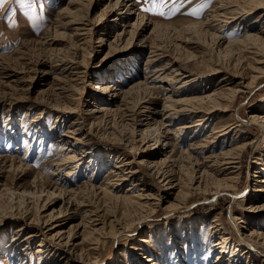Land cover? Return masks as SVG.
Masks as SVG:
<instances>
[{"label":"rangeland","instance_id":"374dc122","mask_svg":"<svg viewBox=\"0 0 264 264\" xmlns=\"http://www.w3.org/2000/svg\"><path fill=\"white\" fill-rule=\"evenodd\" d=\"M236 1L124 0L132 15L122 21L116 15L125 7L109 16L108 0H3L0 264H136L147 259L156 264H215L217 253L209 251L219 235L212 238L208 231L215 217L233 243L253 230L264 234V182H255L264 181V131L258 127L261 123H246L250 116L264 122V63L254 62L256 58L242 47L218 48L214 38L241 40L252 30L238 22L217 26L209 19L221 12L219 6ZM256 16H250L246 25ZM140 23L150 26L142 31ZM79 28L86 30L85 36L76 34L74 29ZM255 47L262 49L259 43ZM261 51L264 54V48ZM152 52L163 58L155 65L145 64ZM56 58L69 60L72 66L63 71V66L54 65ZM164 66L161 78L183 75L187 78L175 80L190 81L187 88L193 94L220 87L239 92L231 103L217 102L219 109L196 138L202 141L212 136V130L238 119L243 122L236 123L238 127L216 147L222 151L258 143L254 159L251 148L237 152L241 164L236 183L218 185L211 176L194 179L196 169L184 152L197 129L178 139L173 133L162 135L167 121L158 112L171 86L149 81L156 76L152 71ZM215 70L221 73L214 74ZM107 83L114 85L117 97L113 103L105 98V104L93 86ZM138 83H148L150 89L138 87L125 94ZM179 120L175 124L195 121ZM159 144L169 146L158 153ZM62 146L73 148L81 160L77 166L59 169L63 172L59 183L52 173L62 159L73 155L69 150L59 152ZM165 156L174 161L163 162ZM121 159L130 160L138 181L128 177L115 182V174L126 169H115ZM167 176L174 185L178 182L170 197L163 179ZM53 181L57 188L51 186ZM113 182L119 189L104 191ZM257 189L263 192L255 194ZM60 190L73 191L76 204L67 203ZM139 195H150V206L137 207L133 201ZM237 218L244 220L239 233L232 227ZM42 247L43 252H37ZM245 257L247 264H255Z\"/></svg>","mask_w":264,"mask_h":264},{"label":"bare ground","instance_id":"6f19581e","mask_svg":"<svg viewBox=\"0 0 264 264\" xmlns=\"http://www.w3.org/2000/svg\"><path fill=\"white\" fill-rule=\"evenodd\" d=\"M101 1H105V0H101ZM108 1H109V7H108L109 16L116 15V12L120 11V9L122 7H125V12H121V14L116 15L117 18H120L123 21L124 19H126L132 15V13H131L132 9L126 8V5L123 4L124 0H115L114 4H112V5H110V3L113 0H108ZM69 4H72V2L70 1ZM226 5H227L226 8H222L221 6H219L218 8L221 12H218V13L214 12L215 14L212 15L209 19L211 21H213L214 23L216 22L217 26L221 25L222 27H225L227 25L238 22V24L246 26V28H248L249 30H252V31L245 34L241 40H227V41L222 42L223 37L214 36V38L217 42V47L220 48L223 45H224L225 49L232 47V46L233 47L234 46L242 47V49L244 48V51L248 50L249 51V52L247 51L248 54H251L254 58H256L254 60V62H256L258 64L264 63V56H263L264 54L261 51L264 48V23H263V20H264V0H238L236 2L226 3L225 6ZM228 5H229V7H228ZM255 13L257 16H256V19L254 20V22H257V24H253L254 23L253 22V23L246 25L249 17ZM122 16H125V17L122 18ZM205 24L206 23H204V25ZM139 25L141 26L140 30L144 31L145 29H147L148 26H150V23H142V24L140 23ZM200 25H203V23H200ZM208 25H210V24H208ZM257 26H262V27L257 28ZM74 31L76 32V34H79L78 36H80V37L86 35V34H82V33L86 32L85 29L79 28L76 30L74 29ZM116 40L121 41L122 38L117 37ZM100 42H101V45L104 44L102 41H100ZM220 42H222V43L220 44ZM258 43L262 46V49L255 47V44H258ZM153 53H155V52L150 53L151 58L145 64L155 65L156 62H158L159 60L161 61V58H163L161 55H155ZM53 63L56 67L57 66L58 67L63 66L62 70L65 71L72 66L73 62H71L69 60H63L62 58H56V59H53ZM68 64L71 66H69ZM64 68H67V69H64ZM166 68L167 67L164 66L160 69L153 70L152 73L154 76L155 75L156 76L153 78V80L149 81L150 83H154L156 81L168 82L169 85L171 86L170 88H168L170 93L165 98V104L163 106L164 108L160 112H158V114L160 116H162L164 120L167 121L166 124H162V131L163 132H161V131L160 132L162 133L164 138H167L169 136V134L173 133V134H176L175 138L178 139V137H177L178 135H183L189 131H192V134H193V132H194L193 130L197 129V131L195 130V134L192 135V138L190 140L191 142H189V144H188V148L184 152L188 155V159L190 160L191 167L196 169L193 172H195L198 175V177H194V179L196 181L197 180L200 181V179H202V177H204V176H211V177H213V179H215V181L218 185L221 183H223V184L225 183L227 186H230L228 184V182L236 183L238 180L239 173H240L239 171H240V164H241L240 157L237 154V152H242L243 150H245L247 148H251V150H252L251 156L254 159L256 157L255 153L258 150L257 148L259 147L258 143H246L245 145H243L241 147H235L233 149L222 150V151H216V147H217V144H219V142L222 139H224L223 137L229 133V131L238 127V124H236V123H243V122L240 119H238V121H236V123H233L227 127H224L222 129H220L219 131L212 130L211 131L212 136H207L202 141L197 142L196 138L198 137L199 132L201 131L202 127H205V125L207 124V122H208L207 120L211 116V114L215 110L219 109L218 107H220V106L217 104V102H219V103L220 102L231 103L234 101L236 94L239 92L233 91V89H231V88L222 89L223 87H220L218 90L216 89L211 93H205L203 95H198L197 93L193 94L187 88L188 86H190L189 85L190 81L185 80L183 82H180V80H175L177 77H180L183 79H186L187 77H184L183 75L175 74L174 78L172 77V78L168 79V76H166V77L164 76L161 78V75H159V72L165 71ZM219 73H221V71H218V70L214 71V74H219ZM230 77H232V76H230ZM232 78L233 79H241L239 75H234ZM176 82H178L179 85L176 86L175 88H172L173 85L176 84ZM222 82H225V79H223ZM239 86L242 87L243 83L239 82ZM138 87H143V89L145 91L150 89L148 87V83H146V84L138 83V84L131 86L129 88V90L125 92V94H129L130 91H132L134 88L138 89ZM165 89H167V88H164L163 91H165ZM93 90H94V93L96 92V93H98V95L102 96L101 100H103V99L105 100V98L112 99L111 102L113 103L117 97V95L114 94L116 89L114 88V85H112L111 83H107L105 85L104 84H95L93 86ZM190 95H196V96H190ZM174 97H178V99L173 100ZM108 102H110V101H108ZM104 103L106 104L107 101ZM108 104H111V103H108ZM189 105H191V106L188 108L187 106H189ZM183 117H194L195 121L191 125H190V123H185V122H180L178 124H175L176 119L179 120V119H182ZM260 119L261 118L256 117V116H250L246 123H252V124L261 123V124H259L260 126L258 125V127H262L263 131H264V122H262ZM174 125H175V127H173ZM147 129H148V127L144 130V132L147 131ZM157 143H160V142H157ZM161 144H159V146L162 148L158 150V153L165 152V149H163V147L167 146V148H168V146H169V144H165V145H161ZM259 145H261V144H259ZM66 150L71 151V153L73 155H68L69 157H67L66 159H62L60 161V163L57 164L58 166H57L56 170L52 173V175L57 176L59 183L63 182V180L61 178V173H63V172L59 169L65 168V166H68V165L77 166L78 162L81 160V159H77L78 156H76V152L73 153V151H75V150H73V148L69 149V147L62 146L61 149L59 150V152L66 151ZM161 150H163V151H161ZM207 151H210V152H208V154L201 160L199 157L202 156L203 154H206ZM172 152H173V150L171 151V153ZM171 153H170V155H171ZM173 161H170L169 156H167V157L165 156V158L163 160V162H167V163L173 162ZM121 162H122L121 165L115 167V169L116 170H120L121 168H126V169L124 172H122V170H120V172H117L119 174H115V177H116L115 182H125V181H127L133 177H135L136 178L135 180L138 181L137 176H136L137 171L134 170L133 167H130L132 165L130 160L121 159ZM12 166H14V165H12ZM12 166L10 168H14ZM262 171H264V169ZM210 173H212L214 176H212V174H210ZM120 174H121V176H120ZM128 177H129V179H128ZM170 178H169V176L163 177L164 180H167L166 184L168 186V195H167L168 197L171 196V194H169V193L174 191V189L178 185L177 184L178 182H176V184L174 185V182H172V180H170ZM64 180L68 181L69 179L64 178ZM196 181H195V183H196ZM255 182L256 183L257 182L262 183L264 181L258 179ZM52 185L54 186V188H57L56 187L57 184L55 181H53L51 183V186ZM197 186H195V187H197ZM178 188H180V187H178ZM225 188H226V186H225ZM117 189H119V185H117V183L113 182V183L107 184V189H105L104 191H109V192L112 191L113 192ZM60 192H62L61 194H63V198H67V203L74 201L73 197L76 194L73 191H68V192L63 193V191L60 190ZM259 192H263V191L261 189H257L256 191H254L255 194H258ZM136 198L138 201H136V202L133 201V202H134V204L137 205V207L144 208L145 206L146 207L150 206L149 203L152 199L150 195H139V196H136ZM74 204H76V203H74ZM77 207H78V205H77ZM81 207H82V205H81ZM79 208H80V205H79ZM50 219L52 220V222L50 221L51 223H53V222L56 223L54 218H50ZM236 220H238L237 225L235 223ZM231 221H232V219H231ZM235 221L234 220L232 221V227L239 233L240 228H242L239 225L243 224L244 220H242L241 218L240 219L237 218V219H235ZM202 224L204 225V223H202ZM195 225H198V224H195ZM208 225L210 228V230H208V231L210 232V235L212 238L219 235V239H218L217 243L214 244L213 251H212V249L209 251V252H216L217 253L215 264H247V262H249V261L246 259L245 255L247 257L249 256L250 258H252V260H255L256 261V262H254L255 264H264V234L257 233L253 229H250L253 231H251V233L249 235H247V236L243 235L242 237L239 236V241H236L235 243H233L231 241L233 239L228 238L227 234H224V233H226V230L223 228L222 224L220 223V220L217 217H215V219L211 223H209ZM200 226L203 227L201 224L198 227H200ZM240 235H242V234H240ZM225 236L227 238H225ZM32 237H34V236H29L28 238L31 239ZM73 239H74V237L72 238V240ZM139 242L146 243L145 239H141ZM171 244H172L171 246L173 248H175L176 244L174 245V241H172ZM179 249H180V247H179ZM37 252L42 253L43 247H42V249H38ZM18 254L23 256V253H21V252ZM27 262H29V261H27ZM119 263H120V261H119ZM31 264H32V262H31ZM91 264H94V263H91ZM136 264H156V263L147 259V260H144V263L136 261Z\"/></svg>","mask_w":264,"mask_h":264},{"label":"snow or ice","instance_id":"6c2138e0","mask_svg":"<svg viewBox=\"0 0 264 264\" xmlns=\"http://www.w3.org/2000/svg\"><path fill=\"white\" fill-rule=\"evenodd\" d=\"M3 3V0H0V4H2Z\"/></svg>","mask_w":264,"mask_h":264}]
</instances>
